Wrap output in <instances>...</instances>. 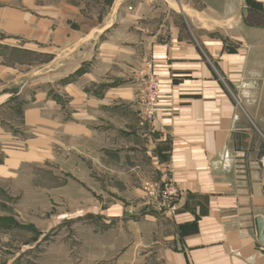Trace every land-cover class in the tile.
Segmentation results:
<instances>
[{
    "label": "crops",
    "instance_id": "obj_1",
    "mask_svg": "<svg viewBox=\"0 0 264 264\" xmlns=\"http://www.w3.org/2000/svg\"><path fill=\"white\" fill-rule=\"evenodd\" d=\"M33 3L0 0V181L59 148L100 194L124 195L93 209L94 260L264 264V25L245 0H113L107 25L70 28ZM105 32L124 39L96 43ZM196 32H230L234 45ZM36 54L42 66L20 61ZM150 73L158 104L142 123ZM19 103L22 136L2 116ZM166 178L180 189L174 216L154 196Z\"/></svg>",
    "mask_w": 264,
    "mask_h": 264
},
{
    "label": "rangeland",
    "instance_id": "obj_2",
    "mask_svg": "<svg viewBox=\"0 0 264 264\" xmlns=\"http://www.w3.org/2000/svg\"><path fill=\"white\" fill-rule=\"evenodd\" d=\"M155 4L156 2L148 3ZM33 5L40 13H54L57 25L67 24L69 28L76 25H107L109 14L113 11L106 0H34ZM245 5L250 13L248 21L264 25L261 5L255 0H245ZM120 20L117 17V21ZM110 32L97 35L99 39L96 43L123 41V33L109 34ZM194 35L196 39L207 35L219 38L223 40L225 49L234 45L235 35L230 32H196ZM159 37L164 40L167 34H160ZM92 43L91 40V49ZM117 54V61H122L123 52L119 51ZM47 58L42 54L25 55L20 57V61H33L37 67L42 66ZM213 67L217 70L214 64ZM150 75L154 74L150 73L144 79L140 107L145 83ZM154 77L156 78L155 75ZM157 84L159 89L158 80ZM51 93L59 103L58 95ZM22 101L21 99L20 102ZM25 106L19 103L11 116L10 113L2 115L5 121L13 122L15 128L12 131L20 132L21 136V117ZM156 109L157 105L155 114ZM11 117L15 120L12 121ZM139 119L146 123L142 121L141 112ZM75 164L76 161L62 160L59 148H54L53 160L35 166H24L15 178L0 181V264H107L97 257L94 260L93 246L98 242H92L91 231L95 228V220L91 219V215L95 211L93 209L107 208L113 200H122L124 195L113 197L107 192L100 194L98 187L93 186V180L97 179L78 176ZM144 192L150 196V191L145 189ZM134 199L136 198L133 196Z\"/></svg>",
    "mask_w": 264,
    "mask_h": 264
},
{
    "label": "built area",
    "instance_id": "obj_3",
    "mask_svg": "<svg viewBox=\"0 0 264 264\" xmlns=\"http://www.w3.org/2000/svg\"><path fill=\"white\" fill-rule=\"evenodd\" d=\"M158 84L154 75H150L145 83V92L141 99L142 121L150 123L155 117V107L158 100ZM160 206L171 216L175 214L174 203L180 194L179 187L169 178L162 181L154 192Z\"/></svg>",
    "mask_w": 264,
    "mask_h": 264
},
{
    "label": "water",
    "instance_id": "obj_4",
    "mask_svg": "<svg viewBox=\"0 0 264 264\" xmlns=\"http://www.w3.org/2000/svg\"><path fill=\"white\" fill-rule=\"evenodd\" d=\"M244 11L245 7L241 11V16L245 21ZM255 235L257 243L264 248V222L260 218L255 220Z\"/></svg>",
    "mask_w": 264,
    "mask_h": 264
},
{
    "label": "trees",
    "instance_id": "obj_5",
    "mask_svg": "<svg viewBox=\"0 0 264 264\" xmlns=\"http://www.w3.org/2000/svg\"><path fill=\"white\" fill-rule=\"evenodd\" d=\"M112 1H113V0H106V4H107V5H111Z\"/></svg>",
    "mask_w": 264,
    "mask_h": 264
}]
</instances>
